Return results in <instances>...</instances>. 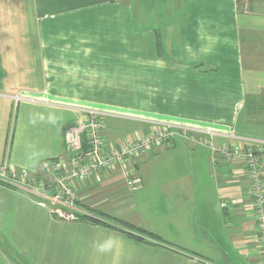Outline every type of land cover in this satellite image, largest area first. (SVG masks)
<instances>
[{
  "label": "crops",
  "instance_id": "crops-1",
  "mask_svg": "<svg viewBox=\"0 0 264 264\" xmlns=\"http://www.w3.org/2000/svg\"><path fill=\"white\" fill-rule=\"evenodd\" d=\"M87 109L110 144L163 124L264 137V0H0V166L41 174ZM135 164L136 189L120 168L77 184L75 220L0 183V264H223L232 245L262 264L246 169L183 137ZM135 192L149 217L126 208Z\"/></svg>",
  "mask_w": 264,
  "mask_h": 264
},
{
  "label": "built area",
  "instance_id": "built-area-1",
  "mask_svg": "<svg viewBox=\"0 0 264 264\" xmlns=\"http://www.w3.org/2000/svg\"><path fill=\"white\" fill-rule=\"evenodd\" d=\"M105 129L104 112L85 110L81 121L65 131L63 157L44 161L41 174L35 177L25 169L3 164L0 183L28 190L39 196L52 214L75 220L84 213L78 209L77 184H84L91 176L103 179L105 173L120 168L124 183L136 189L140 179L135 159L145 157L154 148L174 147L177 138L183 137L208 147L215 161L223 160L246 169L254 207L257 253L264 264V137L234 136L231 143L215 142L211 133L163 124L148 134L123 137L110 144ZM221 206L229 207L226 201Z\"/></svg>",
  "mask_w": 264,
  "mask_h": 264
},
{
  "label": "rangeland",
  "instance_id": "rangeland-1",
  "mask_svg": "<svg viewBox=\"0 0 264 264\" xmlns=\"http://www.w3.org/2000/svg\"><path fill=\"white\" fill-rule=\"evenodd\" d=\"M16 115H17V110H14L13 112V116L11 119V125H10V133H12V130L15 129V125H16ZM135 196L136 199L133 201V205L126 207L129 209H131L130 214L133 213L136 215V213L140 214L142 217H149V210L148 208H150V206H148L149 203H147L142 196L138 195L137 192H135ZM124 206H122V208H124ZM155 207L154 205L151 206L150 210ZM158 208L160 209V207L158 206ZM207 209L210 212L209 217L214 218L215 219V223L216 224V214L214 213V210L212 207H207ZM127 211V210H126ZM124 212V211H123ZM137 216V215H136ZM217 226V224H216ZM212 258L215 261H219L227 264H249V262L246 260V258H244L239 251L237 250V247L232 245L231 250H230V254H223V253H212Z\"/></svg>",
  "mask_w": 264,
  "mask_h": 264
},
{
  "label": "trees",
  "instance_id": "trees-1",
  "mask_svg": "<svg viewBox=\"0 0 264 264\" xmlns=\"http://www.w3.org/2000/svg\"><path fill=\"white\" fill-rule=\"evenodd\" d=\"M79 218H86V217H79ZM87 218H88V217H87ZM88 219L90 220V218H88ZM91 220L94 221V222H97V220H95V219H91ZM117 222L120 223V224H121L123 227H125L127 230H129V231L132 230V231H134V232H137L136 234L133 233V232H130V236H131V237H134L135 239L143 240L144 237H148V238H153V239H155V240H157V241H159V242H161V243L166 244L162 238L156 236L155 234H153V233H151V232H148V231H146V230H144V229H141V228L135 227V226H133L132 224L127 223V222H124V221H119V220H117ZM105 224H107V223H105ZM107 225L113 227L112 224H111V225H110V224H107ZM113 228H116V227H113ZM128 235H129V234H128Z\"/></svg>",
  "mask_w": 264,
  "mask_h": 264
},
{
  "label": "clouds",
  "instance_id": "clouds-1",
  "mask_svg": "<svg viewBox=\"0 0 264 264\" xmlns=\"http://www.w3.org/2000/svg\"><path fill=\"white\" fill-rule=\"evenodd\" d=\"M110 246H111L110 244L106 243L104 245H101L100 248H99V250L100 251H108L109 248H110Z\"/></svg>",
  "mask_w": 264,
  "mask_h": 264
}]
</instances>
